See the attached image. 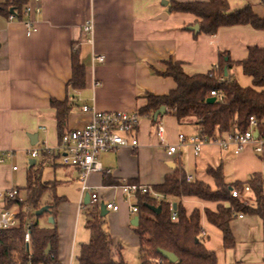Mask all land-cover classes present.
Here are the masks:
<instances>
[{
    "label": "crops",
    "instance_id": "crops-1",
    "mask_svg": "<svg viewBox=\"0 0 264 264\" xmlns=\"http://www.w3.org/2000/svg\"><path fill=\"white\" fill-rule=\"evenodd\" d=\"M40 1L41 14L30 18L33 32H28L24 23L0 18V156L13 155L0 164V191L17 190L20 198L27 197L29 163L34 161L28 152L45 141L48 149L54 150L61 140L52 100L70 99L74 107L68 117V130L81 129L91 119L82 112L83 106L102 113L139 114L147 105V94L169 95L176 89L174 80L153 73H164L165 62L181 63L187 75L197 76L210 73L219 53H227L234 62H243L249 47L264 49V31L250 25L221 28L214 37L194 33L191 29L198 26L195 17L170 14L169 0ZM206 1L177 0L180 4ZM245 7H251L259 19H264V0H229L232 13ZM164 15L166 19H159ZM89 22L95 30L93 46L83 39L82 28ZM73 53L80 54L87 71L86 89L80 93L67 91L73 78ZM94 56L103 57L105 63H93ZM96 81L100 83L98 87L94 86ZM140 119L136 132L140 148L101 155L99 161L110 174H94L87 180L89 194L100 197L101 206H119V212L108 211L105 227L114 246L125 249L129 264L132 254H139L140 250L136 227L132 226L139 215L131 213L128 200L121 193L124 183L153 189L163 185L180 165L191 182L206 183L214 192L217 189L208 174L210 169H222L227 184H247L252 175L264 178V161L252 144L239 155H235V147L224 150L215 144L204 146L201 154L195 155L191 145L183 147L179 143L180 135L190 138L196 135L195 129L190 125L181 127L176 118L164 115L160 120L165 126L166 143L179 149L169 157L159 145L153 122L145 117ZM31 136L36 138L35 146ZM49 156L54 159L43 157L35 161L43 166L42 182L54 188L44 195L42 204H53L51 193L63 200L55 221L58 264H77L81 247L90 243L87 224L97 209L85 208L89 205L87 193L81 206L79 170L62 167L55 155ZM68 186V196L59 192ZM245 197L249 204L251 193ZM3 206L0 200V208ZM181 206L188 216L196 210L201 212L202 235L208 239L207 250L216 254L217 264H264L262 218L236 215L231 224L235 246L227 249L222 231L208 223L205 214L206 210L217 213L218 205L190 198L183 199Z\"/></svg>",
    "mask_w": 264,
    "mask_h": 264
},
{
    "label": "trees",
    "instance_id": "trees-1",
    "mask_svg": "<svg viewBox=\"0 0 264 264\" xmlns=\"http://www.w3.org/2000/svg\"><path fill=\"white\" fill-rule=\"evenodd\" d=\"M32 0H0V18L24 23L27 7ZM11 12H13L11 14ZM167 12L170 14L191 15L200 26V33L214 37L221 28L250 25L257 31H264V19H259L251 7L232 13L229 0H207L199 3H183L169 0ZM199 33V35H200ZM248 57L243 62H234L227 53H219L216 66L208 74L189 76L183 71L181 63H163L164 73L154 70L157 76L173 79L176 89L167 96H145L146 106L139 111V117H145L156 126L154 116L162 108L166 115L177 119L179 126H192L196 135L214 137H229L236 133L246 134L250 119H257V131L264 136V49L248 48ZM72 80L67 85V91L80 93L86 89V67L79 53L72 55ZM237 69L244 77L251 80V85L244 88L239 84ZM212 93L216 97H212ZM210 100H214L211 103ZM51 107L56 111L58 137L66 135L68 117L73 107L70 99L65 102L51 101ZM160 119V117H159ZM44 158H53L48 154ZM264 161V156H260ZM57 159V157L55 158ZM43 166L37 164L28 171V187L26 209L18 215V227L0 231V264H58L59 235L54 223L52 230L39 226L41 218L57 220L58 209L62 199L51 196L55 200L47 206L49 212L37 217V212L43 207L44 195L49 192L50 184L42 182ZM215 180L217 191L214 192L201 182H188L184 166H178L172 176L166 177L163 185L153 188L154 192L163 196L157 202L150 196L138 197L139 211L138 227L134 228L140 241L139 264H172L159 251L167 252L177 257L176 264H217V256L206 248L208 239L202 235L201 212L194 211L190 216L181 206L183 199L194 198L203 203L218 205V212L206 210L208 223L223 233L225 248L235 246L231 224L236 215L245 214L258 216L264 220V178L252 175L247 184H227L222 169L208 170ZM248 186L251 198L248 206L231 197L232 191L242 192ZM19 202H13L8 208L16 207ZM177 218L173 221V212ZM150 207L160 208V215H155ZM102 212L92 213V220L87 227L91 233L90 243L81 247L77 264H129L124 256L125 249L111 241ZM31 233V246L24 243L26 232ZM49 249L48 254H46Z\"/></svg>",
    "mask_w": 264,
    "mask_h": 264
},
{
    "label": "built area",
    "instance_id": "built-area-1",
    "mask_svg": "<svg viewBox=\"0 0 264 264\" xmlns=\"http://www.w3.org/2000/svg\"><path fill=\"white\" fill-rule=\"evenodd\" d=\"M40 0H32L26 10L25 16L27 21L24 22L28 32L34 31V24L30 22L32 15H40ZM13 22L14 19L10 18ZM83 39L88 45L93 46L94 42V25L87 23L83 28ZM93 63H105L103 57L93 58ZM100 85L96 81L95 87ZM212 97H216V94L212 93ZM82 112L91 116L90 122L87 123L81 129L70 130L60 140L58 147L54 150L48 149V142H43L42 145L36 147V149L28 152L30 158L34 161L43 159L44 154L55 155L60 162V165L65 168H75L80 172V179L82 182L81 197L82 204L84 205V196L90 197L89 205L85 208L99 209L101 208L100 197L96 194H89L88 178L91 175L98 173H108L104 166L99 161V157L104 154H109L120 149H131L137 151L140 148V144L137 137V128L140 124V117L137 113H102L97 110L91 109L88 106L82 107ZM155 133L157 134L159 145L166 149L167 155L173 157L179 149L178 146H169L166 143V131L162 120H158L155 126ZM257 131V119L251 118L248 132L246 134L236 133L233 136L226 138L195 135L190 138H186L184 135L179 136L180 146L191 145L194 148L195 155L201 154L203 147L206 145H219L224 150L230 147H235V155H239L249 144L255 147V152L259 156H264V136L261 137L258 133V137L255 138ZM12 154L7 153L0 156V164H3L6 158L12 157ZM15 171L17 169L15 168ZM188 182L192 178H187ZM121 193L125 196L130 203V211L134 215H138L137 200L138 197L144 195L150 196L153 200L159 202L163 200V196L154 192V190L147 186L138 184L124 183L120 187ZM87 193V194H86ZM251 193L248 186L244 187L242 192L235 190L232 191L231 197L237 199L244 206H248L246 197ZM86 194V195H85ZM0 200H3L5 206L0 208V231H8L18 227V214L8 208V205L13 202L22 200L17 190H9L7 192L0 191ZM107 211L119 212V206L114 204L104 205ZM83 209V208H81ZM172 209V206H171ZM173 212V221L177 218V213ZM243 218V216H240ZM32 238L29 231L26 232L24 237V243L31 246Z\"/></svg>",
    "mask_w": 264,
    "mask_h": 264
},
{
    "label": "water",
    "instance_id": "water-1",
    "mask_svg": "<svg viewBox=\"0 0 264 264\" xmlns=\"http://www.w3.org/2000/svg\"><path fill=\"white\" fill-rule=\"evenodd\" d=\"M13 12H11L12 14ZM167 18V15H164V16H161L159 19H166ZM194 33L196 34H199L200 33V26H195L191 29ZM211 103H214V100H210ZM166 108H162L160 109L154 116V119H155V122H157L159 119V117L161 116H164L166 115ZM258 137V133L255 134V138ZM31 140H32V145L35 146L36 145V142L34 143V140H36L35 136H31L30 137ZM36 166V162L35 161H32L29 163V167L32 168ZM171 168H174V165L171 166ZM87 199H86V204H89L90 202V197L89 196H86ZM150 210H152V212L155 214V215H160V213L162 212L161 210V207L160 208H154V207H150L149 208ZM47 212H49V209L47 207L45 208H42L40 211H38L36 214H37V217L38 216H43L44 214H46ZM101 212H102V216L105 217L107 214H108V211L106 210L105 206L102 205L101 207ZM50 223L52 225H54L55 223V220L53 219H50ZM138 223H139V217H137L135 219V221L132 223V226L134 227H138ZM49 252V249L47 250L46 254H48ZM160 255H163L168 261H170V263L172 264H176L177 263V257H175L174 255H171L167 252H164V251H159Z\"/></svg>",
    "mask_w": 264,
    "mask_h": 264
},
{
    "label": "rangeland",
    "instance_id": "rangeland-1",
    "mask_svg": "<svg viewBox=\"0 0 264 264\" xmlns=\"http://www.w3.org/2000/svg\"><path fill=\"white\" fill-rule=\"evenodd\" d=\"M236 71H238L237 77L239 79V84L241 86H243L244 88H247L248 86H250L251 85V80L248 77L247 78L244 77L243 72L240 69H237ZM50 172H51L50 169L47 168V173L49 174ZM49 188H50V190L53 189L51 185H50ZM59 192L65 193L64 195H67L68 196V194H69V186L67 188L61 189ZM21 199L22 200L18 201L19 204L16 207L10 208L12 211H14L15 213H17L18 215H20V213H22L23 211H27V210H25L26 209L25 208L26 207L25 202H26L27 199L24 198V197L21 198ZM126 203L128 204V206H130V203L129 202H126ZM49 205H48V207H50ZM43 207L45 208L47 206H45L43 204ZM84 220H86L85 214L82 217V221L83 222H84ZM39 226L42 229L51 230V229H53V226L54 225L53 226L51 225L50 219L41 218L40 221H39ZM132 256L133 257L131 258V261H132L131 264H139L140 263V256H139V254L138 253L137 254H132ZM76 262H77V260H76Z\"/></svg>",
    "mask_w": 264,
    "mask_h": 264
}]
</instances>
